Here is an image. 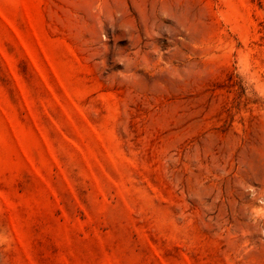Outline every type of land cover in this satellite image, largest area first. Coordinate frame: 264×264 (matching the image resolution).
<instances>
[{
  "label": "rangeland",
  "instance_id": "374dc122",
  "mask_svg": "<svg viewBox=\"0 0 264 264\" xmlns=\"http://www.w3.org/2000/svg\"><path fill=\"white\" fill-rule=\"evenodd\" d=\"M0 264H264V0H0Z\"/></svg>",
  "mask_w": 264,
  "mask_h": 264
}]
</instances>
